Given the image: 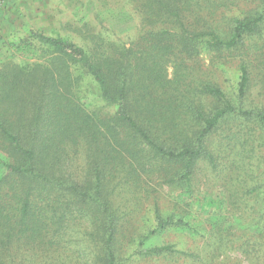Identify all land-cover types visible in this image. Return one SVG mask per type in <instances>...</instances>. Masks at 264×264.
Listing matches in <instances>:
<instances>
[{"label":"trees","instance_id":"16d2710c","mask_svg":"<svg viewBox=\"0 0 264 264\" xmlns=\"http://www.w3.org/2000/svg\"><path fill=\"white\" fill-rule=\"evenodd\" d=\"M244 1L253 7L227 16L226 0H131L141 31L129 46L101 35L79 45L36 33L51 64L0 70V264L15 263L23 240L38 257L61 256L78 231L87 264H122L126 223L119 225L133 211L116 197L144 175L191 189L203 166L225 174L230 194L229 217H213L205 251L223 254L241 240L236 250L264 264V106L250 99L244 57L246 41L264 34V0ZM237 56L238 80L224 87L219 78L230 81L227 63ZM77 147L86 169L76 178L62 167ZM155 218L150 233L188 224L158 206Z\"/></svg>","mask_w":264,"mask_h":264},{"label":"rangeland","instance_id":"374dc122","mask_svg":"<svg viewBox=\"0 0 264 264\" xmlns=\"http://www.w3.org/2000/svg\"><path fill=\"white\" fill-rule=\"evenodd\" d=\"M226 0L227 16H239L253 7L252 2ZM141 31V16L131 0H0V70L17 63L50 65L49 56L43 50L45 45L36 38V33L46 36L69 38L83 45L93 43L101 35L105 41H122L129 46ZM97 35V36H96ZM248 53L245 58L251 62L252 88L250 99L256 105L264 106V34L246 41ZM173 57L169 64V77L173 76ZM204 68L211 67L210 55H204ZM240 57L227 65V76L220 77L224 86L236 83L237 64ZM76 77L78 72L72 71ZM78 90V88H77ZM97 87L92 89L91 98H96ZM83 95V92H82ZM2 105H8L2 101ZM67 157V156H66ZM63 164L66 175L76 177L85 173L86 155L81 147L72 150ZM1 171V168H0ZM210 174V175H209ZM209 175V176H208ZM208 166L201 167L192 181L191 189L176 188L165 180L144 175L141 184H130L121 196L124 205L133 212L121 221L119 234V258L122 264H257L245 259L238 240L237 248L225 253L205 251V239L211 234V220H226L229 191L226 178H218ZM77 178V177H76ZM226 186V187H225ZM230 195V194H229ZM158 206L164 216L183 217L187 225H173L164 230L150 233L156 225L155 210ZM230 222H226L228 225ZM119 228V229H120ZM75 233V232H74ZM70 251L54 252L48 256H36L30 244L23 240L14 245L17 258L14 264H87L90 255L82 239L81 231L75 233ZM169 245L170 251L161 255H148L147 248ZM235 250V251H234ZM198 253L206 257L200 260ZM41 257V258H40Z\"/></svg>","mask_w":264,"mask_h":264}]
</instances>
